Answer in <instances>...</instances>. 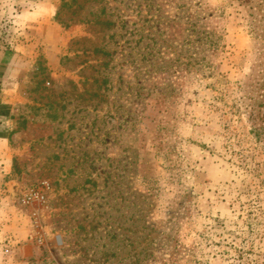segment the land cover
Masks as SVG:
<instances>
[{
	"label": "rangeland",
	"instance_id": "rangeland-1",
	"mask_svg": "<svg viewBox=\"0 0 264 264\" xmlns=\"http://www.w3.org/2000/svg\"><path fill=\"white\" fill-rule=\"evenodd\" d=\"M19 3L0 264H264V0Z\"/></svg>",
	"mask_w": 264,
	"mask_h": 264
},
{
	"label": "crops",
	"instance_id": "crops-1",
	"mask_svg": "<svg viewBox=\"0 0 264 264\" xmlns=\"http://www.w3.org/2000/svg\"><path fill=\"white\" fill-rule=\"evenodd\" d=\"M20 6L19 0H12V3L0 0V15L5 10L10 11L12 22L18 25L12 34H0V168L5 171L10 168L14 157V150L9 143L15 134L10 133L13 128L10 120L14 113L13 103L5 98L12 96L15 90L9 84L5 85V82L32 66L39 49H46L44 33L52 26L51 12L46 14V10L37 9L30 3L26 4V8L24 6L21 9ZM38 24L40 28L37 27Z\"/></svg>",
	"mask_w": 264,
	"mask_h": 264
},
{
	"label": "built area",
	"instance_id": "built-area-1",
	"mask_svg": "<svg viewBox=\"0 0 264 264\" xmlns=\"http://www.w3.org/2000/svg\"><path fill=\"white\" fill-rule=\"evenodd\" d=\"M35 196H38L37 194H35Z\"/></svg>",
	"mask_w": 264,
	"mask_h": 264
}]
</instances>
